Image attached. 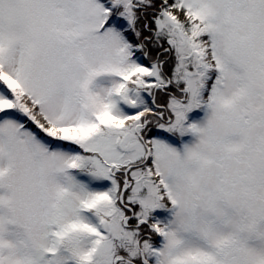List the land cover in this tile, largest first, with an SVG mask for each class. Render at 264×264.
Masks as SVG:
<instances>
[{
    "label": "snow or ice",
    "instance_id": "snow-or-ice-1",
    "mask_svg": "<svg viewBox=\"0 0 264 264\" xmlns=\"http://www.w3.org/2000/svg\"><path fill=\"white\" fill-rule=\"evenodd\" d=\"M0 264H264V0H0Z\"/></svg>",
    "mask_w": 264,
    "mask_h": 264
},
{
    "label": "rangeland",
    "instance_id": "rangeland-1",
    "mask_svg": "<svg viewBox=\"0 0 264 264\" xmlns=\"http://www.w3.org/2000/svg\"><path fill=\"white\" fill-rule=\"evenodd\" d=\"M156 52H157V49H152V53H151V54H152L153 57H155ZM138 55H139V54H138ZM143 61H144L145 64L148 63L147 60H143ZM168 67H170V65H169ZM159 102H160V103H163V102H164L163 98H160V99H159ZM154 132H156V131H154ZM157 133H158V132H157ZM151 134H152V133H150V135H151ZM158 134H160V133H158ZM163 135H166V134H163Z\"/></svg>",
    "mask_w": 264,
    "mask_h": 264
},
{
    "label": "trees",
    "instance_id": "trees-1",
    "mask_svg": "<svg viewBox=\"0 0 264 264\" xmlns=\"http://www.w3.org/2000/svg\"><path fill=\"white\" fill-rule=\"evenodd\" d=\"M144 63V61H142ZM158 133L157 132H153L151 135H157Z\"/></svg>",
    "mask_w": 264,
    "mask_h": 264
}]
</instances>
